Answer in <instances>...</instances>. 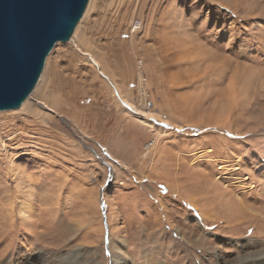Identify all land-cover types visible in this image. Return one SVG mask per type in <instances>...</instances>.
Masks as SVG:
<instances>
[{
    "label": "rangeland",
    "instance_id": "374dc122",
    "mask_svg": "<svg viewBox=\"0 0 264 264\" xmlns=\"http://www.w3.org/2000/svg\"><path fill=\"white\" fill-rule=\"evenodd\" d=\"M93 9L87 31L112 78L61 45L44 97L59 94L61 118H29L23 140L0 150V264H27L37 249L46 264H114V247L118 264H264L263 217L239 218L248 206L264 215V0ZM114 82L161 114L147 118L162 137L121 112ZM221 109L226 125L200 120ZM11 113L0 124L22 121Z\"/></svg>",
    "mask_w": 264,
    "mask_h": 264
},
{
    "label": "water",
    "instance_id": "95a60500",
    "mask_svg": "<svg viewBox=\"0 0 264 264\" xmlns=\"http://www.w3.org/2000/svg\"><path fill=\"white\" fill-rule=\"evenodd\" d=\"M90 0H0V111L35 89L57 42H68Z\"/></svg>",
    "mask_w": 264,
    "mask_h": 264
},
{
    "label": "bare ground",
    "instance_id": "6f19581e",
    "mask_svg": "<svg viewBox=\"0 0 264 264\" xmlns=\"http://www.w3.org/2000/svg\"><path fill=\"white\" fill-rule=\"evenodd\" d=\"M96 4V0H90L87 6V9L81 19V21L79 22L78 26L76 27L74 34L72 36V38L68 41V42H57L56 45L54 46V48L52 49V51L50 52V54L48 55L47 59H46V64L44 67V70L42 72V75L35 87V89L33 90V92L30 94V96L24 101V103L21 105V107H19L18 109H13V110H7V111H0V120H2L3 118H6L7 116L5 115L6 112L8 111H12L13 113H11V116L13 119H18V118H22V121H20L18 124L14 125H9L10 123H1L0 124V150H2L3 152L9 153L10 152V143L13 140H16V142H18V140L22 139L21 134H25L23 132H25L26 130V126L29 122V118H35L41 125L46 126V124L50 121V120H54V118H61L60 116V110L58 108V104H57V97L58 95L57 92L55 94V97L52 99H44L45 95H47V91L49 89L50 86V81H51V73L53 71V63H54V59L56 58V55L60 52V50L62 49V44L66 45V46H70V47H76L77 51L79 50L81 55L83 56L84 60L89 63V65L96 69L97 71L103 72L104 74L107 75H111L109 74V70H108V65L105 61V58L103 57V54H101V52H99L100 50L95 49L94 46L92 45L93 43H91V39L89 36V33L87 31V27H86V22L88 21V19H90V16L92 14V10H94V6ZM163 6V5H162ZM160 12V11H159ZM112 33V32H111ZM115 34V33H114ZM109 35V34H108ZM93 38V37H92ZM116 38V37H115ZM171 41H173V39H171ZM105 42V41H104ZM109 42V41H108ZM109 45V44H108ZM61 46V47H60ZM175 48V47H174ZM101 49V48H100ZM102 50V49H101ZM106 51V50H105ZM157 57V56H156ZM156 61V60H155ZM141 63V62H140ZM142 64V68H143V62ZM159 64V63H158ZM148 70V69H147ZM98 73V72H97ZM111 77V76H110ZM112 78V77H111ZM142 78V77H141ZM174 78V77H173ZM176 78V77H175ZM109 80V79H108ZM111 80V79H110ZM117 81V80H116ZM119 81V80H118ZM169 81V80H168ZM115 83V82H114ZM165 83V82H164ZM174 83V82H172ZM113 84V83H112ZM140 84V82H139ZM138 84V85H139ZM178 84V83H177ZM264 85V84H263ZM234 86V85H233ZM124 87V86H123ZM143 87V85H142ZM235 87V86H234ZM128 88V87H127ZM52 89V88H51ZM111 90V89H110ZM235 90V89H234ZM52 90H50L51 92ZM128 90H124L122 89L121 86H118V84L115 83V92L118 96V98L116 97V99L121 102L123 105L122 107L119 105V103L116 101V99L113 97V100L115 101V104L119 106L121 112L128 117L129 119L131 118L133 122L134 126L137 127H143L145 126V130H147L149 128L150 133L155 137H162L165 133V130L159 129L155 126H153V123L151 121L148 120L147 115L148 116H152V118L154 116H156V118L158 117L160 119L161 114L156 113L155 111H147L144 109H139L136 104L133 101L132 95H130L129 92H127ZM233 91V90H232ZM49 92V93H50ZM52 93V92H51ZM213 93V92H212ZM229 93V92H228ZM231 93V92H230ZM239 93V92H238ZM112 94V93H111ZM110 94V95H111ZM147 91H145L144 95L147 96ZM113 95V94H112ZM115 95V94H114ZM233 95H236V93H233ZM232 96V95H231ZM61 98V97H60ZM146 100V99H145ZM223 101V100H222ZM60 102V101H59ZM140 103V102H139ZM144 103V102H142ZM114 104V105H115ZM138 104V103H137ZM146 105V104H145ZM144 106V104H143ZM118 108V109H119ZM123 108V109H122ZM224 108V106L222 107ZM146 109V108H145ZM154 110V109H153ZM243 110V109H242ZM183 111V110H182ZM222 112L225 116L222 115ZM120 113V112H119ZM201 113V112H199ZM206 113V112H205ZM192 116V119L194 120L193 117V112L190 113ZM204 115V114H203ZM190 116V118H191ZM8 117V119L10 118ZM125 117V118H126ZM181 117V116H180ZM202 118H200V120L203 119V121H207L209 123H211L212 125H219V126H223L226 125V122L228 120V117L226 116V113L224 112V109L222 110H218V112L214 113V115L210 116V115H204L201 116ZM124 118V117H123ZM157 118V119H158ZM186 118V117H185ZM154 119V118H153ZM5 120V119H4ZM12 120V119H11ZM59 120V119H58ZM191 120V119H190ZM190 120H188V118L184 119L183 121H186L187 123L190 122ZM16 121V120H15ZM163 121V120H162ZM7 122V121H6ZM18 122V121H17ZM128 122V121H127ZM13 123V122H12ZM36 123V124H37ZM155 124V123H154ZM175 124V123H174ZM19 126V127H18ZM124 126V125H123ZM183 126V125H182ZM218 127V126H217ZM28 128V127H27ZM144 128V127H143ZM142 128V129H143ZM128 129V127H127ZM141 129V128H140ZM148 131V132H149ZM19 132V133H17ZM27 133V132H26ZM10 136H12V138H10ZM28 136V135H27ZM87 138V137H86ZM88 139V138H87ZM23 140V139H22ZM21 146V145H20ZM24 149V147H23ZM10 155V154H9ZM9 162V169L11 170L10 172H14L15 171V165H14V161L12 159L9 158V156H6ZM186 161V160H185ZM112 168L113 171L115 170V166L113 164ZM223 166H220V170H222ZM238 168V167H237ZM117 169V168H116ZM230 171V170H229ZM239 176V175H238ZM245 177V176H244ZM228 178V177H227ZM233 179V178H232ZM241 179V178H240ZM246 179V178H245ZM247 180V179H246ZM236 181V180H235ZM102 182V181H101ZM219 182V181H218ZM125 183V182H123ZM221 183V182H220ZM220 183H215L217 186L220 185ZM127 185V184H126ZM125 186V185H124ZM222 186V185H221ZM226 186V185H225ZM239 186V185H238ZM126 187V186H125ZM252 188V187H251ZM222 189V188H221ZM214 190V189H213ZM110 193V192H109ZM183 194V193H182ZM216 196H219L220 194L218 192L215 193ZM239 195V194H238ZM184 196V194H183ZM185 197V196H184ZM224 197V196H223ZM239 199V197H238ZM237 199V200H238ZM23 200V199H22ZM193 205L194 207L201 212L200 214L202 215V218L204 219V221H212V218L208 213L204 212L202 210V207L200 205V199L195 197V196H190V198L188 199ZM239 202V201H238ZM19 207H20V214L22 216V218L24 217L25 219L27 218H32L33 217V212H34V207L26 201H20L19 202ZM239 205V204H238ZM241 205V204H240ZM13 206V205H12ZM207 208V205L206 207ZM209 208H207L208 210ZM229 209L232 208L230 207ZM11 211V209H10ZM245 211L247 212V214L249 215L248 217L244 215L243 211L241 210V214L239 212V218L243 217V219H241L242 221H246V220H253L256 219L258 216L263 217L262 220L264 219V215L258 211L255 210L254 208H252L251 206L245 207ZM112 212V211H111ZM236 214V213H235ZM213 215V214H211ZM173 220V219H172ZM112 221H115L112 220ZM102 227V226H101ZM101 230V228H100ZM99 230V231H100ZM121 255H125L124 251L121 253ZM112 257H113V263L114 264H118V259L115 255V247L112 249Z\"/></svg>",
    "mask_w": 264,
    "mask_h": 264
},
{
    "label": "snow or ice",
    "instance_id": "6c2138e0",
    "mask_svg": "<svg viewBox=\"0 0 264 264\" xmlns=\"http://www.w3.org/2000/svg\"><path fill=\"white\" fill-rule=\"evenodd\" d=\"M203 23H207L205 19ZM46 253L41 250H33L26 253L27 264H46Z\"/></svg>",
    "mask_w": 264,
    "mask_h": 264
}]
</instances>
